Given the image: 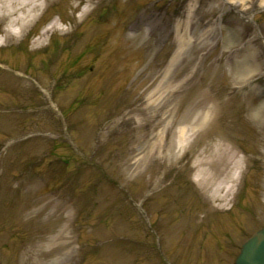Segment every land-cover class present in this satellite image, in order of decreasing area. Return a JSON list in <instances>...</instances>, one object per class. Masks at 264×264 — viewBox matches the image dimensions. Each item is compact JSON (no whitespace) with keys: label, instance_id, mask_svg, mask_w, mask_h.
<instances>
[{"label":"rangeland","instance_id":"1","mask_svg":"<svg viewBox=\"0 0 264 264\" xmlns=\"http://www.w3.org/2000/svg\"><path fill=\"white\" fill-rule=\"evenodd\" d=\"M39 14L0 20V264H235L264 226V0Z\"/></svg>","mask_w":264,"mask_h":264},{"label":"bare ground","instance_id":"2","mask_svg":"<svg viewBox=\"0 0 264 264\" xmlns=\"http://www.w3.org/2000/svg\"><path fill=\"white\" fill-rule=\"evenodd\" d=\"M53 0H0V20H8L7 33L12 37H19L23 30L29 27L40 15L39 13L43 12L46 6ZM55 27V24L50 25L45 30H43V36H45L52 28ZM5 40V39H4ZM0 38V44L4 41ZM41 40V37L38 41ZM258 115V114H257ZM260 117V115H258ZM209 120V115L203 117L202 126H205ZM186 129L182 128L179 131L178 139L180 152L184 149L186 141ZM228 161L231 160L230 157L227 158ZM199 161L196 162L197 166H202ZM234 168L230 170L229 181L233 183L236 179L235 168L237 163H233ZM218 167V166H217ZM197 184L203 189L209 188L210 186V174L206 169H200L195 177ZM218 191H215V193ZM215 195V194H214Z\"/></svg>","mask_w":264,"mask_h":264},{"label":"water","instance_id":"3","mask_svg":"<svg viewBox=\"0 0 264 264\" xmlns=\"http://www.w3.org/2000/svg\"><path fill=\"white\" fill-rule=\"evenodd\" d=\"M235 264H264V227L242 244Z\"/></svg>","mask_w":264,"mask_h":264}]
</instances>
